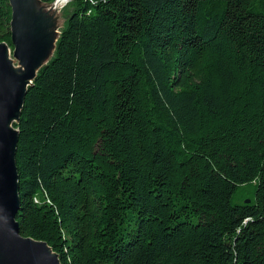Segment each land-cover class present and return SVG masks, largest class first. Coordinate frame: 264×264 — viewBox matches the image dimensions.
I'll use <instances>...</instances> for the list:
<instances>
[{
	"label": "trees",
	"instance_id": "1",
	"mask_svg": "<svg viewBox=\"0 0 264 264\" xmlns=\"http://www.w3.org/2000/svg\"><path fill=\"white\" fill-rule=\"evenodd\" d=\"M66 5L13 122L20 234L61 264H264V0Z\"/></svg>",
	"mask_w": 264,
	"mask_h": 264
},
{
	"label": "water",
	"instance_id": "2",
	"mask_svg": "<svg viewBox=\"0 0 264 264\" xmlns=\"http://www.w3.org/2000/svg\"><path fill=\"white\" fill-rule=\"evenodd\" d=\"M54 1L8 0L11 47L0 41V264H61L44 240L20 234L15 219L19 202L14 161L17 129L13 122L26 86L52 54L58 35L56 11L47 17L46 10ZM9 52L18 65H13Z\"/></svg>",
	"mask_w": 264,
	"mask_h": 264
},
{
	"label": "rangeland",
	"instance_id": "3",
	"mask_svg": "<svg viewBox=\"0 0 264 264\" xmlns=\"http://www.w3.org/2000/svg\"><path fill=\"white\" fill-rule=\"evenodd\" d=\"M66 12H67L66 1L64 2L62 1V5L56 10L55 15H54L55 16L54 24L56 22L55 30L57 31L56 34L59 32V28L61 27L63 23ZM8 56L10 57V59H12L13 65H18L17 60L12 56L11 52H9Z\"/></svg>",
	"mask_w": 264,
	"mask_h": 264
},
{
	"label": "bare ground",
	"instance_id": "4",
	"mask_svg": "<svg viewBox=\"0 0 264 264\" xmlns=\"http://www.w3.org/2000/svg\"><path fill=\"white\" fill-rule=\"evenodd\" d=\"M62 1L64 0H55L46 10L47 17H50V15L55 12L61 5Z\"/></svg>",
	"mask_w": 264,
	"mask_h": 264
}]
</instances>
